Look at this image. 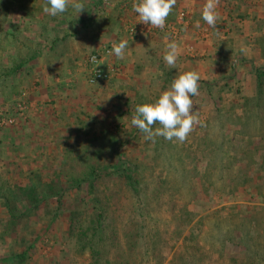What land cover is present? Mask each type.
Masks as SVG:
<instances>
[{"label":"rangeland","instance_id":"1","mask_svg":"<svg viewBox=\"0 0 264 264\" xmlns=\"http://www.w3.org/2000/svg\"><path fill=\"white\" fill-rule=\"evenodd\" d=\"M129 1L133 0H106L104 8L102 3L96 6H100L104 13L106 9L110 12V7L114 6L111 12L118 13L117 20L121 23L126 13L115 9ZM185 2L187 0H176L166 20L168 24L175 23L173 18L179 12H188ZM243 2L255 8L252 18L242 13L241 8L248 6ZM9 3L3 21L0 20L3 22L0 26V153L10 149L24 150L21 143L7 140L25 117V114L18 117L15 112L17 105L24 102L27 106L25 98L36 87L34 68L29 70L25 66L19 74H9V69L28 56L27 49L36 47L34 42H37L30 36L28 47H22L21 41H13L15 36L25 39L20 32L21 26H26L30 34L34 27L41 31L43 26L41 32L49 36L44 26H76L78 21L71 9L57 17L45 14L42 10L45 0H9ZM84 3L85 9L80 13L82 18H85L90 5L89 0H84ZM223 3L225 14L222 17L226 19L220 17L218 23L219 29L226 27L227 32L218 29L214 39L218 41V51L215 52L221 54L212 55L211 47L196 63L194 60L191 65L183 66L184 72L194 70L200 75L199 92L192 97V102L201 124L194 126L184 142L168 141L163 137H156L153 142L145 140L143 133L135 135L130 145L119 149L124 158L137 167L133 174L137 183L134 188L115 177L102 179L96 185L99 193L107 198L103 250L100 243H93L95 250L102 251L99 264H171L174 254L180 255L185 251L186 257L201 258L199 264H231L229 259L234 256L238 263L264 264V187L261 193H257L251 189L249 178L242 181L247 167L237 159L252 147L257 148L255 146L261 143L260 139L264 142V136L258 137L264 134L260 119L264 112L259 115L252 104L246 107L243 104L244 99L256 96L250 68L264 67V0H223ZM245 17L250 23L247 26L251 27L241 31ZM222 42L235 45L231 47ZM241 58L250 60L252 67L237 63ZM121 96L120 103L116 101L110 111L111 120L106 119L104 126L93 127L96 133L86 134V139L79 143L60 144L58 149L47 147L45 154L48 156L43 154L41 159L32 160L37 168L31 170L35 173L39 170L37 174L49 182L61 169V162L74 158L76 153L86 151L90 156L98 153L101 160L111 162L119 143L129 140L128 134L131 135L136 128L131 125L136 105L152 103L160 95L144 94L139 101L125 97V93ZM245 108L250 109L248 114ZM263 108L262 102L260 109ZM5 117L15 118L16 124L5 125ZM156 127L159 125H153L154 129ZM246 138L251 139V146L245 143ZM0 178L2 182L5 176L0 175ZM23 182L27 185L29 180ZM83 198V192H67L63 198V215L56 217L40 213L46 219L54 218H51V233L43 237L42 248L48 250L47 253L51 248H59L68 264H85L91 259L86 244L91 237L90 232L85 236L81 234L90 227L93 210L88 201L82 203L85 201ZM42 205L53 206L51 202ZM1 210L6 212L2 206ZM74 210L82 212V215L71 228L68 213ZM55 219L58 222L53 224ZM54 230L57 232L55 236L52 235ZM244 234L247 236L242 241Z\"/></svg>","mask_w":264,"mask_h":264},{"label":"crops","instance_id":"2","mask_svg":"<svg viewBox=\"0 0 264 264\" xmlns=\"http://www.w3.org/2000/svg\"><path fill=\"white\" fill-rule=\"evenodd\" d=\"M89 2L85 18L79 13L76 26H44L49 36L41 32L43 26L41 31L34 27L32 34L26 26H21L20 32L25 39L20 40L15 36L13 40L21 41L22 47L27 48L30 36L37 39V42H34L36 47L27 49L29 54L33 50L36 57L32 61L23 60L27 66L34 68L36 87L30 90L25 98L28 104L24 119L7 140L11 143H21L24 150L17 152L10 149L0 153V175L5 176L1 183L7 186L6 188L16 185L27 187L29 182L24 184V177L29 175L31 168H37L33 165L36 163L31 161L41 159L43 154L44 157L48 156L45 154V151L48 152L47 147L58 149L60 144L79 143L86 139V134L96 133L95 127L104 126L106 119L111 120L110 111L124 93L125 97H134L135 101H139L140 96L144 94L159 96L169 88V81L184 72L183 66L191 65L194 60L196 63L197 59L204 57L207 49L213 47L212 55L219 54L216 53L218 41L214 39L220 27L219 18L224 13L223 0H218L217 3L219 18L215 27L208 26L201 19L205 0H187L184 3L188 6L187 21L182 26H174L175 38L166 34H140L130 37L117 20L118 13L111 12L114 11V6L110 7V12L106 9L104 13L96 3L93 4L90 0ZM105 2L106 0L103 1ZM243 3L248 6L241 8L242 13L252 18L255 8L247 2ZM120 9L122 10V6L115 11H121ZM246 20L248 17L243 18L241 31L251 27L247 26L250 23ZM225 28L219 31L227 32ZM120 40H127L129 44L125 58L118 60L114 55L105 56L100 65L109 73L108 80L89 84L87 56L101 51L106 45H111L112 48L113 43ZM173 40L178 43L180 54L176 67L170 68L163 56L166 52L165 45ZM222 43L231 46L230 42ZM0 206H3L1 199ZM0 213V264H68L59 248H51L49 253L42 248L43 237L51 233L52 217L46 219L38 212L36 216H26L19 224L3 210ZM56 221L58 222V219H55L53 224ZM52 233L54 236L57 234L55 230ZM91 262V259H88L85 264Z\"/></svg>","mask_w":264,"mask_h":264},{"label":"trees","instance_id":"3","mask_svg":"<svg viewBox=\"0 0 264 264\" xmlns=\"http://www.w3.org/2000/svg\"><path fill=\"white\" fill-rule=\"evenodd\" d=\"M91 1L93 4H101L104 0ZM7 4H10L9 0ZM7 4L0 0V20L2 21L5 16L6 9L8 8ZM2 23L3 22L0 21V26ZM228 49L230 50V48ZM35 57L36 55L32 50V53L26 56V58L21 59L9 69V74H19L21 69L27 66V63L23 60L28 59L29 61H32ZM237 63L241 64L242 66L244 64H248L252 67V62L250 60H244L243 58H241ZM28 68L29 70L33 69V66H28ZM250 69L252 75L254 76L256 96L253 98L244 99L243 104L244 107H246V105L252 104V107L257 109L256 113L258 111L260 115L262 112H264V108L262 110L260 109L261 103H264V67ZM247 108H245L246 114H248L247 110L250 111V109ZM260 119L263 121V130L264 113L262 116H260ZM247 124L248 122H246L245 125ZM140 133V130L135 128L131 132V135L128 134L129 140H126L124 143H119L118 149L114 152L115 157L111 162L101 160L98 153H93L92 156H90L86 151H83L78 154L76 153L74 158L64 159L61 162V169L58 171L55 178L49 182H46L45 179H43L45 181L43 182L41 178L42 176L37 174L39 173V170H36V173L30 170L29 175L25 178L27 181L29 180L27 187L16 185L12 188H6L7 186H5L0 181V199L2 200V207L6 210V213L9 215V217L19 224H21L22 219L26 218V216H36L38 212H41L43 215L53 214V216L59 217V215H63V198L65 194L72 191L77 193L83 192V199H85V201L82 203L86 204V201H88V203L92 205L93 218L90 221V227H87L84 231H82L81 235L85 236L86 232H90L91 237L89 241L86 242V244L89 246V255H91L92 261L91 264H99L102 251L95 250L94 248H96V246H93V243L96 245H98L97 243H100V247L103 250V246L105 245L103 219L106 214L105 202L107 198L99 193L96 185L99 184L102 179L111 180L115 177L119 181L124 180L131 187L135 186L136 180L133 178V174L137 171V167L124 158V153L122 151L119 152V149H125L131 144V141L134 139L135 135ZM263 136L264 134L259 135L258 137L262 138ZM246 139L247 140L245 143H248V145L251 146V139ZM260 142V144L255 146L257 148L252 147L251 150L249 149L247 154H241L240 158L237 156L238 161L240 163H245L247 167L244 173L245 177H241L242 181H244L246 178H249L251 180V189L254 188V191L256 190L257 193H261V188L262 186L264 187V142H262L261 139ZM259 151L262 152L259 153ZM253 168L254 170H252ZM44 202H51L53 206L47 205L43 207L42 204H44ZM81 215L82 212H78L77 210L68 213V220L71 228L73 227V224L76 223V221H79L78 216ZM246 236L247 235L244 234V236L241 238L242 241L246 239ZM185 252L180 255L174 254L171 258V264H199L201 262V258H197V256L195 257L189 255L186 257ZM229 262L231 264H243V262L238 263L235 256L230 257Z\"/></svg>","mask_w":264,"mask_h":264},{"label":"clouds","instance_id":"4","mask_svg":"<svg viewBox=\"0 0 264 264\" xmlns=\"http://www.w3.org/2000/svg\"><path fill=\"white\" fill-rule=\"evenodd\" d=\"M217 3L218 0H205L201 11V19L210 27H215L219 18ZM175 4L176 0H133L132 11L137 16V23L163 29ZM69 9L78 16L85 9L84 0H45L42 10L45 14L57 17ZM128 47L127 40H120L113 43L108 54L123 60ZM165 47L163 60L170 68H175L180 54L179 45L173 40ZM92 59L94 61L96 58ZM199 80L197 71L180 73L154 102L136 105L131 125L144 134L145 140L155 142L156 137H163L168 141L184 142L194 126L201 124L192 102V97L197 96L199 92ZM155 124L159 127L154 129Z\"/></svg>","mask_w":264,"mask_h":264},{"label":"built area","instance_id":"5","mask_svg":"<svg viewBox=\"0 0 264 264\" xmlns=\"http://www.w3.org/2000/svg\"><path fill=\"white\" fill-rule=\"evenodd\" d=\"M132 2H126L122 5V10L126 13V15L121 19V26L123 27L124 32L129 35L130 37H135L140 34H147V35H169L172 38L176 37V29L174 26H182L187 21V14L188 12H179L175 18L174 24H168L163 29L155 28L151 25H145L143 23H137V16L132 11ZM111 49V45H106L102 48L101 51H96L89 54L86 58V66H87V82L91 85L96 84L98 82L106 81L109 78V73L105 71L101 67L102 59L105 56H109V51ZM93 57L96 59L93 61ZM27 106L23 103L17 105V112L18 117L22 118L24 116V112ZM7 124H16L15 118H6L3 120Z\"/></svg>","mask_w":264,"mask_h":264}]
</instances>
